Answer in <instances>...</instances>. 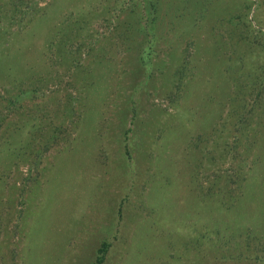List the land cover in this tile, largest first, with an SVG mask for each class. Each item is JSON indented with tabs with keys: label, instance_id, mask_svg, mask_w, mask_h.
<instances>
[{
	"label": "rangeland",
	"instance_id": "1",
	"mask_svg": "<svg viewBox=\"0 0 264 264\" xmlns=\"http://www.w3.org/2000/svg\"><path fill=\"white\" fill-rule=\"evenodd\" d=\"M264 264V0H0V264Z\"/></svg>",
	"mask_w": 264,
	"mask_h": 264
},
{
	"label": "trees",
	"instance_id": "2",
	"mask_svg": "<svg viewBox=\"0 0 264 264\" xmlns=\"http://www.w3.org/2000/svg\"><path fill=\"white\" fill-rule=\"evenodd\" d=\"M107 246L108 243L106 241H102L100 243V245L96 248L95 255L91 264H102Z\"/></svg>",
	"mask_w": 264,
	"mask_h": 264
}]
</instances>
